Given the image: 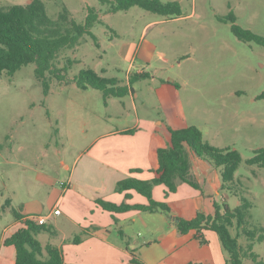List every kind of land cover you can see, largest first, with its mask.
Returning <instances> with one entry per match:
<instances>
[{
    "label": "rangeland",
    "instance_id": "obj_1",
    "mask_svg": "<svg viewBox=\"0 0 264 264\" xmlns=\"http://www.w3.org/2000/svg\"><path fill=\"white\" fill-rule=\"evenodd\" d=\"M31 1L0 0V6H26ZM42 1L54 21L63 7L79 24L85 22L89 8L99 15L101 22L91 30L99 46L84 36L80 45L59 54L56 65L69 66L70 80L82 70L92 69L125 85L129 77L142 71L150 79L137 82L133 88L148 96L155 92L150 81L153 77L174 79L180 85L187 111L198 110L199 120L192 121L204 129L206 139L214 141L215 147L233 148L240 153L242 162L235 182H242L241 189L253 205L247 230L264 227V168L248 164L257 150L264 149V47L239 40L231 31V23L221 21L234 12L237 25L264 36V0H162L180 3L183 14L179 18L163 17L138 6L112 12L110 5L100 0ZM139 45L143 47L140 55L134 51ZM35 69V64H29L13 76L3 73L0 78V243L10 228L15 230L13 209L18 211L19 207L14 204L31 201V194L41 204H49L51 185L36 190L29 182L43 177L42 173L59 184L68 175L60 166L62 159L83 153L106 127L121 129L136 123L130 97H113L106 102L102 91L82 90L73 82L60 83L49 75L50 93L45 96ZM178 188L176 194L166 195L164 186H156L153 199L168 206L198 204L196 197L202 196L201 190L185 183ZM135 194L148 204L145 197ZM14 196L16 203L12 201ZM215 197L220 205L236 208L240 204L239 197L229 190ZM49 212L47 207L44 216ZM142 216L147 221L122 220L121 229L114 233L122 253L111 254L114 260L108 264H131L130 253L139 249L135 242L143 241L146 224L152 218L151 224L157 228L166 220L162 215ZM172 216L166 217L173 221ZM44 227L56 231L52 220ZM119 230L127 239L120 238ZM64 233L66 227L57 237L42 232L39 240L44 245H60ZM232 234L236 236V229ZM239 243L247 247L250 241L241 235ZM253 251L264 260V241L255 243ZM245 264L253 262L245 260Z\"/></svg>",
    "mask_w": 264,
    "mask_h": 264
},
{
    "label": "crops",
    "instance_id": "obj_2",
    "mask_svg": "<svg viewBox=\"0 0 264 264\" xmlns=\"http://www.w3.org/2000/svg\"><path fill=\"white\" fill-rule=\"evenodd\" d=\"M142 50L143 47L140 45L134 49L135 53L139 51L138 55ZM149 79L150 77L142 82ZM164 80L171 83L163 82ZM150 81L155 85L153 96H148L147 93L141 95L136 92L135 88L127 96L131 98V108L136 114V123L121 129L106 127L91 140L83 153L69 157L68 160L62 159L60 166L68 175L59 184L47 174L42 173L40 176L43 177L32 180L34 183L29 182V185L31 184L36 190L39 187L51 185L48 193L49 204H41V200L35 198L34 194H31V201H18V204H14L19 207L18 212L21 218L12 225L15 230L10 228V233L7 231L1 239L0 264H15L16 249L12 245H6L5 241L24 227L23 224L27 219L44 216L43 213L47 207L50 208L46 216L47 224L52 220L56 228L55 235L51 236L57 237L61 230L67 228V233L61 236L60 245L52 242L45 243V245L52 244L63 250L64 264H108L112 262L114 254L122 253L117 244L119 238L114 234L121 229L122 220L130 218L134 223L147 221L146 216H142L143 213L162 215L163 219L166 218L164 225L157 228L152 226L151 218L149 225L146 224L147 234L143 241L136 240L135 242L139 249L132 252L145 264H227L228 256L218 235L214 232H203L209 242L204 245L200 243L197 231L193 230L185 235L180 234L176 226L177 222L168 220L163 213L136 210L111 213L96 204L98 199H103L116 205L123 203L148 205L136 197L137 192L135 191L128 192L131 198L127 200L126 193L117 192V184L129 178L144 181L156 178L159 168L158 150L170 146L171 130L194 126L202 131L206 141L214 144V141L206 139L204 129L195 123L196 121H192L193 119L199 120L198 110L191 108V113L187 111L188 105L182 99L180 85L177 83L179 86H175L174 79L158 80L153 77ZM127 84L128 82L125 85ZM123 106L126 108L125 102ZM191 163L193 177L198 188L185 184L201 190L202 196L196 197L198 204L170 206L174 212L172 219L173 217L192 219L197 213L207 216L215 214V204H218L215 196H220L222 192L220 169L194 153H191ZM178 185L183 187L184 182L178 181ZM12 201L16 203L15 196L12 197ZM55 210H60L61 214L55 215ZM126 215L130 216L126 217ZM119 233L120 238L127 239V235L122 230H119ZM78 236L82 240L74 244L72 240Z\"/></svg>",
    "mask_w": 264,
    "mask_h": 264
},
{
    "label": "trees",
    "instance_id": "obj_3",
    "mask_svg": "<svg viewBox=\"0 0 264 264\" xmlns=\"http://www.w3.org/2000/svg\"><path fill=\"white\" fill-rule=\"evenodd\" d=\"M102 4H108L112 12L128 11L138 6L154 14L179 18L182 16V8L179 2H167L162 0H100ZM223 22L231 23L232 33L243 42H254L264 47V36L244 29L236 24L237 16L231 12ZM99 15L93 8L88 9V16L84 23L79 24L71 18V13L63 7L58 20H52L46 11L42 0H32L28 5H14L11 7L0 6V78L3 73L13 76L22 67L35 64L36 77L42 82L44 95L50 93V84L47 80L56 79L60 83H75L78 88H89L103 92L104 98H125L133 92V86L139 81L148 79V73H136L129 77L128 84L123 85L117 78H105L92 69L82 70L77 77L70 80L67 77L69 66L59 68L56 65L59 54L64 49H73L80 45L84 36L91 37L97 46V38L91 31L95 24L100 23ZM72 64V62H69ZM171 83L170 81H163ZM179 86L177 83H173ZM264 98V94L261 96ZM133 133V131H130ZM191 153L212 163L220 169L222 178V190L232 191L240 199V205L231 208L227 204H215V214L207 216L197 213L192 219L178 218L176 224L180 234L185 235L190 231H197L201 244H208L204 237V231H211L218 235L224 251L227 264H245V260H251L253 264H264V260L254 253L255 243L264 241V227L247 230L251 218L252 203L243 193L242 182H235V174L242 162L240 153L233 148H218L205 140L200 129L191 126L181 130H171V144L167 148L158 150L159 168L157 177L150 181L134 178L123 180L117 184V192L126 193V199L131 198L128 192L135 191L148 200V205H130L123 203L116 205L103 199H98L96 204L103 210L111 213H125L131 210L147 213H163L166 216L173 215V210L165 203L156 202L153 199V191L156 186L166 188V195L174 194L178 190V181L198 188L192 173ZM251 166L264 168V149L255 152L248 161ZM8 206L11 202L8 201ZM17 219L21 218L19 212L13 209ZM24 227L17 230L5 241L6 245H12L16 249L15 264H64V252L61 248L47 244L43 245L38 235L47 232L55 235L54 230H48L27 219ZM236 229L237 234H232ZM246 236L250 243L242 247L239 243L240 236ZM82 238L75 237L72 242L80 243ZM133 264H145L134 252H131ZM199 264V263H189Z\"/></svg>",
    "mask_w": 264,
    "mask_h": 264
},
{
    "label": "built area",
    "instance_id": "obj_4",
    "mask_svg": "<svg viewBox=\"0 0 264 264\" xmlns=\"http://www.w3.org/2000/svg\"><path fill=\"white\" fill-rule=\"evenodd\" d=\"M54 214H55V215H60L61 212H60V210H55V211H54ZM30 220H31V221H34V222H35L37 225H39V226H44V225L47 224L48 218L45 217V216H41V217L32 218V219H30Z\"/></svg>",
    "mask_w": 264,
    "mask_h": 264
},
{
    "label": "water",
    "instance_id": "obj_5",
    "mask_svg": "<svg viewBox=\"0 0 264 264\" xmlns=\"http://www.w3.org/2000/svg\"><path fill=\"white\" fill-rule=\"evenodd\" d=\"M173 220H175L177 223L179 222V220L176 217H173Z\"/></svg>",
    "mask_w": 264,
    "mask_h": 264
}]
</instances>
